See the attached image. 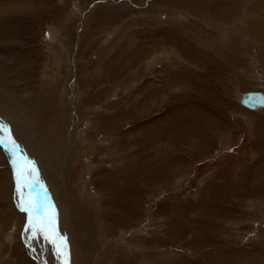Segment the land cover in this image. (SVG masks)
Here are the masks:
<instances>
[{"label": "rangeland", "instance_id": "1", "mask_svg": "<svg viewBox=\"0 0 264 264\" xmlns=\"http://www.w3.org/2000/svg\"><path fill=\"white\" fill-rule=\"evenodd\" d=\"M16 1L0 0V72L12 82L1 135L38 170L46 200L36 183L31 203L55 216L69 264H264V109L239 104L264 94V0H35L30 29L10 21L29 10ZM51 91L48 108L19 118L37 109L31 95ZM103 116L114 125L101 132ZM41 149L57 166L71 159L74 178L64 167L55 177L71 203L46 183ZM101 179L112 181L100 192ZM15 180L0 146V264H40ZM71 205L81 243L67 228Z\"/></svg>", "mask_w": 264, "mask_h": 264}, {"label": "bare ground", "instance_id": "2", "mask_svg": "<svg viewBox=\"0 0 264 264\" xmlns=\"http://www.w3.org/2000/svg\"><path fill=\"white\" fill-rule=\"evenodd\" d=\"M12 1V0H11ZM176 1H178V0H175V1H173V4H175V3H177ZM190 1V0H189ZM17 2V6H20V8H21V6H24V7H26V10L27 9H29L28 11H24V15H22V16H14L13 14H11V15H13V16H11L9 19H10V21H13L14 19H17L18 21H23L26 25H27V29H30V27L32 26L33 27V21H34V19H35V14H34V12L35 11H33V6H34V3H35V0H18V1H16ZM15 2V3H16ZM162 2V1H161ZM13 3V2H12ZM44 5V4H43ZM42 5V6H43ZM4 6V5H3ZM14 7V6H13ZM19 8V7H18ZM1 9V8H0ZM17 10H20V9H17ZM45 10V9H44ZM88 10V9H87ZM38 11V10H37ZM37 11H36V13H37ZM12 12H13V10H12ZM237 13V12H236ZM15 14V13H14ZM17 14V13H16ZM20 14V13H19ZM9 15V14H8ZM37 15V14H36ZM5 17V16H4ZM3 18V17H2ZM37 20V19H36ZM6 22V21H5ZM4 22V23H5ZM23 33V32H22ZM26 35V34H25ZM34 36V35H33ZM7 38V37H6ZM25 39V38H24ZM2 40V39H1ZM6 40V39H5ZM35 40V39H34ZM165 40V39H164ZM175 40V39H174ZM9 42V41H8ZM11 42V41H10ZM14 42V41H13ZM161 42V41H160ZM171 42V41H170ZM175 42V41H174ZM161 43H163V42H161ZM3 44V43H2ZM8 44V43H7ZM34 44V43H33ZM79 44V42L77 41V45ZM5 45V44H4ZM33 48V47H32ZM145 48V47H144ZM161 48V47H160ZM4 49V48H3ZM135 50V49H134ZM143 50V49H142ZM3 61V60H2ZM6 61V60H5ZM17 62H19V61H17ZM29 62V61H28ZM0 64H1V61H0ZM3 66V65H2ZM13 69H15V68H13ZM3 70L4 69H2V72L1 73H3ZM0 76H1V74H0ZM105 76V75H104ZM109 76L108 75H106V78H108ZM0 80H1V78H0ZM73 80H74V78H73ZM2 84L3 83H1L0 85L2 86ZM71 85V84H70ZM69 87V86H68ZM44 90V89H43ZM45 90H46V88H45ZM72 90V89H71ZM42 92V91H41ZM49 92H50V89H49ZM45 93V92H44ZM43 93V94H44ZM70 93V92H69ZM253 93H260V94H262L263 96H264V94L262 93V92H257V91H251V92H246V93H243L242 95H241V98H240V101H239V104L242 106V107H244L245 108V106L243 105V104H241V99L242 98H244V97H246L247 95H251V94H253ZM38 94L39 93H36V98H33V96L31 95L30 96V98H31V101H33L34 103H35V107L37 108V109H35V111L33 112V110H31V109H28V108H26L25 109V113H24V111H23V109L21 110V113H19V114H22V115H27V114H31V116H34V114L36 113V111L37 110H40V106H41V111H42V109H43V107H42V105L44 104H47L48 102H47V100H49V101H51L53 98H52V91H51V93L49 94L50 95V97L49 96H45V97H43V96H41V97H39L38 96ZM46 94V93H45ZM72 97V96H71ZM1 98V97H0ZM52 98V99H51ZM92 98H90L89 96H87V97H85V101H82V103L83 104H87V100H91ZM0 101H2V100H0ZM50 103V102H49ZM48 103V104H49ZM1 105V104H0ZM43 105V106H44ZM87 106H89V105H87ZM18 107H19V105H18ZM49 107V106H48ZM48 107H46V105H45V108H48ZM99 107V106H98ZM74 108L75 107H73V110H74ZM87 108V107H86ZM246 109H248V110H250V111H257V110H263L264 109V107H261V106H258V107H256L255 109H249V108H247L246 107ZM47 110V109H46ZM76 110V109H75ZM44 111V110H43ZM218 111V110H217ZM216 111V112H217ZM86 112V111H85ZM79 114V113H78ZM35 117H36V115H35ZM41 117V116H40ZM42 117H43V115H42ZM82 117V116H81ZM32 119H33V117H32ZM43 120V119H42ZM47 121V120H46ZM46 121H44L43 120V125H41L40 126V128L41 129H43V130H45L46 128H45V122ZM101 123H100V125L101 126H98V129H99V131H101V132H103V131H107V128L108 127H113V125H114V123L112 122V119L110 118L109 119V116H103L102 117V119H101ZM117 121V120H116ZM119 121V120H118ZM146 121V120H145ZM112 122V124H110ZM120 122V121H119ZM139 126V125H138ZM33 129H36V128H33ZM114 129H115V127H114ZM113 129V130H114ZM189 129H190V127H189ZM37 130V129H36ZM194 130V128L192 129V131ZM7 131H8V129H7ZM7 131H5V134L7 135L8 133H7ZM50 131H51V128H50ZM201 132V131H200ZM182 133V132H181ZM184 134V133H183ZM50 135V134H49ZM160 134L158 133V136L157 137H155V138H159V137H161V136H159ZM180 135V134H179ZM203 135V134H202ZM2 136V135H1ZM33 138H34V135H31ZM156 136V135H155ZM201 136V135H200ZM199 136V137H200ZM3 137V136H2ZM47 137H48V135H47ZM110 137H111V135H109V137H107L106 139H104V140H109L110 139ZM198 137V138H199ZM4 138V137H3ZM14 138V137H13ZM0 139H1V137H0ZM7 140L9 139L8 137L6 138ZM11 140H13L12 138H10ZM15 140V139H14ZM118 144H117V146H114L115 148H117L118 149V151L121 153L122 152V150H126L125 148L127 147V144L126 143H121V142H117ZM116 145V144H115ZM0 146H1V149H2V151H3V153L5 154V156H6V158H7V160H8V162H9V164H10V167H11V169L13 170V172H14V174H17L18 173V168L16 167V165H17V163H16V154L17 155H20V157H22V159L24 160V162L25 161H30L25 155H23V153L20 151V149H19V147H17L18 149H19V154L18 153H16V152H13V151H9V150H7L6 148H5V144H3V143H0ZM202 146V145H201ZM192 147V146H191ZM173 149V148H172ZM185 149V148H184ZM183 149V150H184ZM10 150H12V149H10ZM49 151V150H48ZM173 151V150H172ZM39 152H41V153H45L44 155V158H43V156H42V159H43V162H44V167H45V169L44 170H41L42 171V173H43V176H44V178H45V180H46V183H52L54 186H55V188H56V190H57V192H59L60 191V198L64 201V202H66V203H71L70 202V200H69V198H68V196H67V193H65V192H63V191H65L66 190V188H63V191H61L60 189L63 187V185H62V183H61V180L60 181H58V177L56 178V181H55V177H56V175H57V173L59 172V171H61V167H64V170H63V172H64V174L66 175H69V176H71L72 178H74V173H72L71 171H67V168L69 167V164L71 163V159L70 158H66V160H64L63 161V163H62V166L60 167L59 166V163H58V166H57V160H55V158L54 157H49L50 155L49 154H47L46 152H44L42 149H41V151H39ZM175 153V152H174ZM46 155H48V160H47V158H46ZM41 157V156H40ZM41 160V159H40ZM60 162V161H59ZM20 164H19V167H23V164L21 163V161L19 162ZM237 165V164H236ZM136 166V165H135ZM141 167V166H140ZM234 167H236V166H234ZM69 169V168H68ZM141 169V168H140ZM114 170V169H113ZM73 171V170H72ZM107 172V171H106ZM97 173H99V172H97ZM102 173V172H101ZM100 174V173H99ZM103 174V173H102ZM2 175V174H1ZM66 175V177H68ZM101 175V174H100ZM115 175V174H114ZM134 175V174H133ZM102 176V175H101ZM128 176V175H127ZM136 176V175H135ZM144 176V175H143ZM98 177H99V175H98ZM141 177V176H140ZM77 178V177H76ZM100 178V177H99ZM116 178V177H115ZM119 178V177H118ZM127 178V177H126ZM67 179V178H66ZM109 179V178H108ZM39 180V179H38ZM65 180V178L63 179V181ZM75 180V179H74ZM113 180H115V179H113ZM117 180V179H116ZM123 180V179H122ZM125 180V179H124ZM128 180V179H127ZM62 181V182H63ZM66 181V183H67V180H65ZM106 181H108V180H105L104 181V179H101L100 180V182H98V187L100 188V192H101V190L104 188V187H107V186H110V185H108L107 183H109L110 184V182L112 181V179H111V181L110 182H106ZM129 181V180H128ZM29 182H30V180H29V178L27 177V175H25V177H23V178H21V183H20V192H21V194H22V196H23V194H25V196H26V198H27V200L29 201H31V199H30V193H29V191H30V186H29ZM75 182V181H74ZM106 182V183H105ZM114 182V181H113ZM121 182V181H120ZM140 182V181H139ZM15 183H16V180H15ZM103 183V184H102ZM118 183V182H117ZM122 183V182H121ZM121 183H120V185H121ZM39 184H40V182H39ZM64 184V183H63ZM72 184V183H71ZM97 184V183H96ZM114 184V183H113ZM140 184V183H139ZM67 185V184H66ZM76 185V184H75ZM115 185V184H114ZM120 185H118V186H120ZM35 186V185H34ZM40 198H41V202L43 203V205H44V201L46 200V196H45V190H44V187H43V185L42 184H40ZM138 186H140V185H138ZM97 187V188H98ZM122 187V186H121ZM131 187V186H130ZM36 188V186L34 187V193H36L37 192V188ZM112 188V187H111ZM116 188V187H115ZM120 188V187H119ZM118 188V189H119ZM133 188V187H132ZM143 188V187H142ZM79 190V189H78ZM67 191H68V189H67ZM80 191H82V190H80ZM115 191V190H114ZM124 191V190H123ZM120 192H122V191H120ZM126 192V191H125ZM98 193V192H97ZM114 193V192H113ZM117 193H118V191H117ZM110 194V193H109ZM116 194V193H115ZM68 195H69V193H68ZM71 195V194H70ZM100 195V194H99ZM143 195V194H142ZM17 196V195H16ZM35 196H38V195H35ZM105 196V195H104ZM128 196V195H127ZM113 197V196H112ZM142 197V196H141ZM72 198V197H71ZM105 198H107V197H105ZM124 198H125V195H124ZM137 198V197H136ZM84 199V198H83ZM109 199V198H108ZM127 199V198H126ZM80 200V199H79ZM110 200H111V197H110ZM82 201V200H81ZM105 201H106V199H105ZM108 201V200H107ZM106 201V202H107ZM111 201H114V200H111ZM123 200H121V202H122ZM127 201V200H126ZM25 202V201H24ZM23 202V203H24ZM33 202L35 203L34 205H33V207H35V208H38V211L37 212H35L34 213V217H35V220H36V222H37V227H39V222L40 221H44L45 223H47L48 221L46 220V218H44V216H46V214L48 213L49 215L50 214H52V212L48 209V206L46 207V206H44L43 207V205L41 206V204H40V202H39V199H38V197H36V200H33ZM104 202V201H103ZM141 202V201H140ZM23 203L21 204V206H20V208L22 207V205H23ZM49 205H50V203L49 202H47ZM85 203V202H84ZM133 203V202H132ZM73 204V203H72ZM86 204V203H85ZM110 204V203H109ZM112 204V203H111ZM139 204V203H138ZM70 205V204H69ZM68 205V206H69ZM80 205H82V204H80ZM89 205H90V203H89ZM134 205V204H133ZM141 205V204H140ZM74 206V205H73ZM83 206V205H82ZM85 206H87V205H85ZM120 205H118V207H119ZM124 206H126V205H124ZM135 206V205H134ZM46 207V208H45ZM137 207V206H136ZM77 208V206L75 207V209ZM80 208V207H79ZM122 208H123V206H122ZM126 208V207H125ZM68 209H69V207H68ZM75 209H73L72 208V205H71V208H70V210L72 211L70 214H69V219L70 220H72V222L71 221H69V224L67 225V228H68V230L72 233V240H73V242L74 241H78V243H81L80 241H81V238H82V233H83V231H80L79 230V224H77V216L76 217H74V211H76ZM78 209V208H77ZM83 209V208H82ZM133 209V208H132ZM140 209V208H139ZM66 210H67V208H66ZM69 210V211H70ZM22 211V210H21ZM89 211V210H88ZM140 211V210H139ZM45 212V213H44ZM50 212V213H49ZM82 212H84V211H82ZM116 212V211H115ZM123 211H121V213H122ZM133 212V211H132ZM106 214V213H105ZM116 214V213H115ZM119 214V213H118ZM117 214V215H118ZM136 214H140V213H136ZM78 215V214H77ZM53 216V215H52ZM80 216V215H79ZM106 216V215H105ZM89 217V216H88ZM110 217V216H109ZM112 218V217H111ZM114 218V217H113ZM139 218V217H138ZM137 218V219H138ZM49 219V218H48ZM108 220H109V218H108ZM137 221V220H136ZM27 222H28V220H27ZM103 222V221H102ZM56 223V222H55ZM73 223V225L74 226H71L70 227V224H72ZM122 223V222H121ZM138 223V222H137ZM136 223V224H137ZM28 224V223H27ZM132 224H134V223H132ZM87 225V224H86ZM127 225V224H126ZM56 226V225H55ZM54 226V232H50L49 233V236L52 238V242H51V244H50V242L49 243H47V242H43L44 240L41 238V241H40V238H39V235H35L34 236V234H32V233H26V232H24V236H23V240H24V243H25V245H26V247H27V249H28V251H29V255L33 258V259H35V260H37L40 264H57V262L59 263V259L61 258V261H63V263L62 264H69V253H68V246H67V241H66V239L59 233V231H58V229L56 228ZM122 226V225H121ZM107 228V227H106ZM105 228V229H106ZM113 228V227H112ZM124 228H126V227H124ZM94 230V229H93ZM103 230V229H102ZM108 230V229H107ZM103 231H105V230H103ZM125 231V230H124ZM129 231V230H128ZM68 232V231H67ZM100 232V231H99ZM127 232V231H126ZM95 231H93V236L95 235ZM86 234V233H85ZM67 236H69V235H67ZM104 236V235H103ZM49 237V238H50ZM105 237V236H104ZM67 238H69V237H67ZM116 239V238H115ZM138 239V238H137ZM69 240V239H68ZM155 240V239H154ZM71 241V240H70ZM88 241H90V242H92V244L93 245H95L96 244V241L94 240V239H91V238H89V237H87L84 241H83V245L82 246H87V248L88 249H91V245H90V243L88 242ZM141 241V240H140ZM143 241V240H142ZM113 242V241H112ZM70 243V242H69ZM71 243H72V241H71ZM70 243V244H71ZM150 243V242H149ZM69 244V245H70ZM75 245H76V243H75ZM79 245V244H78ZM74 247H77V246H74ZM99 247V246H98ZM115 249V248H114ZM80 250V249H79ZM96 250V249H95ZM102 250V249H101ZM111 252V249H110V251L109 252H107V253H110ZM113 252H114V250H113ZM96 253V252H95ZM115 254V253H114ZM251 254V253H250ZM54 255H57V257H55ZM108 255V254H107ZM126 255V254H125ZM129 255V254H128ZM207 255V254H206ZM83 256V255H82ZM122 256V255H121ZM54 257V258H53ZM107 257V256H106ZM124 257V256H123ZM131 257V256H130ZM102 258V257H101ZM58 259V260H57ZM136 259V258H135ZM102 260V259H101ZM112 261V260H111ZM125 261V260H124ZM134 261V260H133ZM81 262H82V259L80 260V263L79 264H81ZM99 262V261H98ZM37 263V262H36ZM111 263V262H110ZM114 263L116 264H119V262L117 261V260H114ZM127 263V262H126ZM125 263V264H126ZM131 263H132V260H131ZM135 263H136V261H135ZM181 263V262H180ZM222 262L221 261H218V264H221ZM61 264V263H60ZM242 264V263H241Z\"/></svg>", "mask_w": 264, "mask_h": 264}, {"label": "snow or ice", "instance_id": "3", "mask_svg": "<svg viewBox=\"0 0 264 264\" xmlns=\"http://www.w3.org/2000/svg\"><path fill=\"white\" fill-rule=\"evenodd\" d=\"M252 99L251 97L249 98ZM7 131L4 127L0 126V133H4ZM0 143H5L2 139H0ZM11 145L16 148L18 147L15 140L10 141ZM29 178L31 183L29 186H34L36 183H39L38 180V170L36 169L35 165L31 161H25L23 162V167L19 169L18 175H17V199L22 198V194L20 192V180L21 178L25 177ZM22 210L25 211L28 214V226L25 229L26 233H32L35 235L43 236L45 239H49V233L54 232V221L55 216L53 215L47 223L44 221L39 222V227H37V222L34 217V213L38 211V208L33 207L31 201H25L22 205Z\"/></svg>", "mask_w": 264, "mask_h": 264}, {"label": "water", "instance_id": "4", "mask_svg": "<svg viewBox=\"0 0 264 264\" xmlns=\"http://www.w3.org/2000/svg\"><path fill=\"white\" fill-rule=\"evenodd\" d=\"M250 97L252 98L251 100L249 99ZM241 104H243L245 107H247L249 109H255L258 106L264 107V96L262 94H260V93H253L251 95H247L246 97L241 99ZM1 139L3 141H5V143H3V144H5V148L7 150L13 151V152H16V153L19 154V149L17 147L14 148L11 145V143H10L11 139H8V140L6 138H1ZM10 149H12V150H10ZM15 158L18 161H21V163L23 164L24 160L22 159V157H20V155L16 154ZM20 183H21V180H20ZM19 186H20V184H19ZM16 189H17V182L15 183V186H14V192L17 195ZM15 203L17 204L18 209L21 211L22 210V207L20 208L21 203H20L19 199H17V196H15ZM23 212L28 218V214L25 211H23ZM48 241L51 243L52 242V238L50 237Z\"/></svg>", "mask_w": 264, "mask_h": 264}, {"label": "crops", "instance_id": "5", "mask_svg": "<svg viewBox=\"0 0 264 264\" xmlns=\"http://www.w3.org/2000/svg\"><path fill=\"white\" fill-rule=\"evenodd\" d=\"M0 74H1V76H0V78H1V80H0V84L1 83H3L2 84V86L0 85V97H2V98H0V100H2V101H0V117H1V115H3L5 118H7V116H6V112H5V110H3V107H5V109H6V106H7V102L8 103H10V100L8 99L9 98V96L7 97V95H6V92L7 93H11L12 92V82H11V84H8V82H7V79H6V75H4L3 73H1L0 72ZM19 105V104H18ZM46 105V104H45ZM11 106H13V105H11ZM22 107H24V106H22ZM25 109L26 108H24L23 109V111H24V113H25ZM28 109H30V108H28ZM41 109V108H40ZM44 109V108H43ZM7 111V110H6ZM20 116H21V118H26L27 117V115L25 114V115H19V118H20ZM3 117V118H4ZM2 117L0 118V123H2L1 121L2 120H4V121H7L5 118L3 119ZM24 121H25V119H23ZM19 122H21V120H19ZM44 123H43V121L41 122V124H40V126L41 125H43ZM0 126H2V125H0ZM15 126V125H14ZM17 126L20 128L19 130H20V132L23 134L24 132H26L27 130L25 129V127H24V125L23 124H20V123H18L17 124ZM6 128V127H5ZM23 129H24V131H23ZM41 131H44L45 132V130H43V129H41V128H39ZM6 130H7V128H6ZM33 130V129H32ZM34 131V130H33ZM37 132H39V131H37ZM5 133V132H4ZM0 137L1 138H3L2 136H1V133H0ZM10 138H13V137H10ZM14 140V139H13ZM18 147H19V145H18ZM19 149H20V147H19ZM20 151H21V149H20ZM22 152V151H21ZM23 153V152H22ZM23 155H25L24 153H23ZM26 156V155H25ZM16 160V159H15ZM20 161H16V163H17V165H16V167L18 168V170L21 168V167H19V163ZM18 175V173L17 174H15V176H17ZM31 188V187H30Z\"/></svg>", "mask_w": 264, "mask_h": 264}]
</instances>
